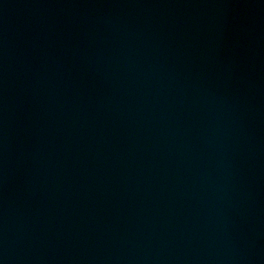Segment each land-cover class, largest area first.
I'll use <instances>...</instances> for the list:
<instances>
[{"label": "water", "instance_id": "1", "mask_svg": "<svg viewBox=\"0 0 264 264\" xmlns=\"http://www.w3.org/2000/svg\"><path fill=\"white\" fill-rule=\"evenodd\" d=\"M0 264H264V0H0Z\"/></svg>", "mask_w": 264, "mask_h": 264}]
</instances>
